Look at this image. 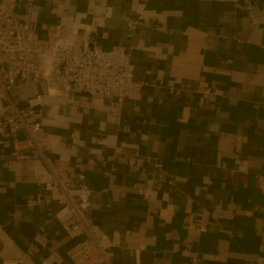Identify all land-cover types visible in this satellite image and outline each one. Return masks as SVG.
Instances as JSON below:
<instances>
[{
  "label": "crops",
  "instance_id": "obj_1",
  "mask_svg": "<svg viewBox=\"0 0 264 264\" xmlns=\"http://www.w3.org/2000/svg\"><path fill=\"white\" fill-rule=\"evenodd\" d=\"M33 20L47 54L62 23L77 53L131 51L141 87L117 122L110 98L12 90L22 107L41 96L45 151L66 178L85 171L114 261L264 264V0H35ZM24 137L0 144V264H71L58 199L36 202L49 169Z\"/></svg>",
  "mask_w": 264,
  "mask_h": 264
},
{
  "label": "built area",
  "instance_id": "obj_2",
  "mask_svg": "<svg viewBox=\"0 0 264 264\" xmlns=\"http://www.w3.org/2000/svg\"><path fill=\"white\" fill-rule=\"evenodd\" d=\"M34 7L35 0H0V144L10 139L16 141L18 133L23 131V142L38 149L49 174L43 180L38 179L40 191L36 202L41 203L45 195L58 199L59 209L54 216L74 240L66 252L71 264H123L114 261L108 243L97 231L92 191L85 171L68 179L53 166L45 151L43 129L35 119L41 96L29 97L22 107L13 98L12 90L39 83L45 92L53 95L73 89L97 99L110 98L114 105L108 120L117 122L126 97L138 93L141 87L134 79L131 51L125 45L105 49L93 42L77 53L63 46L66 35L62 23L51 32L55 44L47 54L46 39L38 35L33 20ZM134 25L128 19V26ZM3 262L35 264L23 256ZM38 264L51 263L44 260Z\"/></svg>",
  "mask_w": 264,
  "mask_h": 264
}]
</instances>
